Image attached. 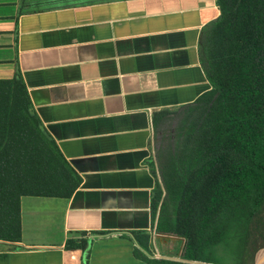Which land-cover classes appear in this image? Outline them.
I'll use <instances>...</instances> for the list:
<instances>
[{
    "label": "crops",
    "instance_id": "crops-1",
    "mask_svg": "<svg viewBox=\"0 0 264 264\" xmlns=\"http://www.w3.org/2000/svg\"><path fill=\"white\" fill-rule=\"evenodd\" d=\"M220 14L216 0H0V80H23L81 178L69 199L23 197L5 215L0 264L118 262L104 249L93 258L94 246L125 247L129 264H143L133 232L148 234L150 256L180 260L162 254H180V239L152 229L154 142L166 127L156 122L211 89L199 45ZM71 238L87 250H66Z\"/></svg>",
    "mask_w": 264,
    "mask_h": 264
},
{
    "label": "trees",
    "instance_id": "trees-1",
    "mask_svg": "<svg viewBox=\"0 0 264 264\" xmlns=\"http://www.w3.org/2000/svg\"><path fill=\"white\" fill-rule=\"evenodd\" d=\"M216 5L220 17L199 45L211 89L156 122L174 133L157 152L152 229L178 237L183 250L162 253L180 260L152 258L148 234L133 232L141 245L133 257L143 264H255L264 249V0ZM80 184L33 113L23 80H0V239L5 215L18 212L23 197L69 199ZM87 244L71 238L65 249Z\"/></svg>",
    "mask_w": 264,
    "mask_h": 264
},
{
    "label": "rangeland",
    "instance_id": "rangeland-1",
    "mask_svg": "<svg viewBox=\"0 0 264 264\" xmlns=\"http://www.w3.org/2000/svg\"><path fill=\"white\" fill-rule=\"evenodd\" d=\"M174 126L175 125H173V127ZM173 133H174L173 130L172 131H167V132L164 133V136H161L159 139H157V141L154 142L156 151H157V148H159L161 146L162 137H165V140H167L168 135L173 134ZM104 244L105 245H113L114 243H112V241H107L105 243H100V245H104ZM98 249H104V250H106L104 256H108V257H106V259H108V261H114V260H117L118 261V262H115L113 264H129V258H128V255L126 253V248L125 247H106L105 246V247L98 248V247H95L94 246V249L92 250V256H93V258L97 254ZM261 250H263V249H261ZM224 252H226V250L221 249L220 250V254H219L220 256H222L223 261L224 262H227V263H230V262L232 263L233 262L232 261L233 260L232 257H230L228 255H225ZM90 264H93V260L91 261Z\"/></svg>",
    "mask_w": 264,
    "mask_h": 264
},
{
    "label": "bare ground",
    "instance_id": "bare-ground-1",
    "mask_svg": "<svg viewBox=\"0 0 264 264\" xmlns=\"http://www.w3.org/2000/svg\"><path fill=\"white\" fill-rule=\"evenodd\" d=\"M255 264H264V249L260 250L255 257Z\"/></svg>",
    "mask_w": 264,
    "mask_h": 264
},
{
    "label": "built area",
    "instance_id": "built-area-1",
    "mask_svg": "<svg viewBox=\"0 0 264 264\" xmlns=\"http://www.w3.org/2000/svg\"><path fill=\"white\" fill-rule=\"evenodd\" d=\"M157 234L155 232H153L152 237H155ZM152 258H156V259H162L161 256H159V254L157 252L153 253V255H151Z\"/></svg>",
    "mask_w": 264,
    "mask_h": 264
},
{
    "label": "water",
    "instance_id": "water-1",
    "mask_svg": "<svg viewBox=\"0 0 264 264\" xmlns=\"http://www.w3.org/2000/svg\"><path fill=\"white\" fill-rule=\"evenodd\" d=\"M174 238H175V239H179L178 237H174ZM258 252H259V251H258ZM257 254H258V253H257ZM257 254H256V255H257Z\"/></svg>",
    "mask_w": 264,
    "mask_h": 264
}]
</instances>
